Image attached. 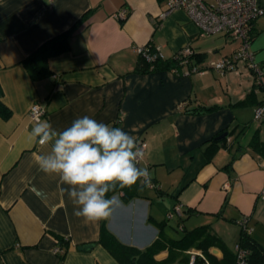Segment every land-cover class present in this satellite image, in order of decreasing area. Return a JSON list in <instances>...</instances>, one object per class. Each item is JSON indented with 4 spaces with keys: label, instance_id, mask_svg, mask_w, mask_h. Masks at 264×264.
Segmentation results:
<instances>
[{
    "label": "crops",
    "instance_id": "1",
    "mask_svg": "<svg viewBox=\"0 0 264 264\" xmlns=\"http://www.w3.org/2000/svg\"><path fill=\"white\" fill-rule=\"evenodd\" d=\"M120 9L127 11L123 19ZM165 11V0H0V264H119L98 242L102 220L77 217L61 191L67 185L35 163L34 154L50 149L29 138L36 102L46 110L41 121L56 130L88 115L147 143L139 166L156 187L138 181L109 192L116 203L106 227L122 243L143 249L161 226L165 244L154 259L187 264L189 250L204 251L169 248V240L209 225L234 248L238 221L246 218L252 238L264 245V121L253 118L264 87L254 85L244 61L222 74L207 67L231 55L238 40L201 36L186 11ZM80 18L70 48L48 58L50 76L32 81L24 57ZM254 29L249 49L264 70V19L257 17ZM146 44L160 45L165 58L189 46L203 72L139 71L135 47ZM222 130L230 131L226 145L207 155L204 143ZM60 237L62 259L54 251ZM86 243L93 245L77 248ZM208 251L222 256L215 247Z\"/></svg>",
    "mask_w": 264,
    "mask_h": 264
},
{
    "label": "clouds",
    "instance_id": "2",
    "mask_svg": "<svg viewBox=\"0 0 264 264\" xmlns=\"http://www.w3.org/2000/svg\"><path fill=\"white\" fill-rule=\"evenodd\" d=\"M31 141L50 146L46 153L34 154L39 169L56 175L76 207L74 214L87 221L107 219L116 203L108 193L140 181L151 186V173L140 167L143 151L137 138L120 127L84 115L70 126L56 130L47 121H37L29 133Z\"/></svg>",
    "mask_w": 264,
    "mask_h": 264
},
{
    "label": "built area",
    "instance_id": "3",
    "mask_svg": "<svg viewBox=\"0 0 264 264\" xmlns=\"http://www.w3.org/2000/svg\"><path fill=\"white\" fill-rule=\"evenodd\" d=\"M166 11L164 15L176 10L183 9L186 11L190 20L197 26L199 35H213L225 33L232 39L238 40L237 48L229 56L220 57L208 62V68H212L219 73L226 70H233L237 67L238 61H244L247 67L254 73L255 80L258 83H264V70L254 60L253 53L250 51V32L253 22L260 15H264V0H165ZM118 18H125L127 11L120 9L116 13ZM136 53L142 55L147 61H153L158 58H165L161 52L160 45L149 47L142 45L135 47ZM194 51L191 47H184L177 52L178 62L181 68H173L176 72L184 74L201 73L203 69L192 63V55ZM179 108L185 107V102H181ZM28 115L34 122L41 121L46 115V110L39 102L33 103ZM254 120H264V98L255 107ZM229 137L227 138V140ZM138 146L143 153L146 148V142L141 140ZM151 188L156 187V184L151 180ZM259 198L264 201V189L259 193ZM179 206L175 207V211L179 213ZM172 212L168 214L172 216ZM247 219L243 218L238 221L239 226L247 227ZM234 250L237 253V264H250L245 256L246 250L241 248L237 243L234 245ZM54 251L63 253V249L57 246ZM189 260L187 264H209L208 259L199 250H189ZM197 258L200 260L198 261Z\"/></svg>",
    "mask_w": 264,
    "mask_h": 264
},
{
    "label": "trees",
    "instance_id": "4",
    "mask_svg": "<svg viewBox=\"0 0 264 264\" xmlns=\"http://www.w3.org/2000/svg\"><path fill=\"white\" fill-rule=\"evenodd\" d=\"M159 1L161 2L162 0ZM80 20L81 18L78 19L70 28L44 40L37 47H35V49L32 50L27 56L24 57V59L22 60V64L27 70L32 81H38L40 79L50 76L51 71L48 67V58L65 52L70 48L72 32L75 30ZM255 34L256 32L254 29L253 22L250 32V41L254 38ZM146 45H148L150 48L154 46L153 44ZM179 51L180 50L176 51L170 58H158L153 61H147L144 56L138 55V63L136 65V69L143 72L155 69L158 66L179 69L180 65L177 57V52ZM193 57L194 54L192 55V58ZM195 57L196 59H198V61L202 58V56L199 54H197V56L195 55ZM192 63L197 65L194 60H192ZM253 80L254 85L264 87V83H258L255 80V77L253 78ZM261 101L262 99L259 101V103ZM3 109L4 108L0 107L1 112H3ZM195 110H202V108H196ZM224 132H226V135L219 138V136ZM229 134L230 131L222 130L213 137H211L209 140H207L204 143L206 154H211L213 150L220 145H226ZM107 195L109 197L111 193H108ZM239 227V237L236 243L241 248L246 250V260L250 264H264V245L256 242L250 235V231H248L245 227ZM161 229L162 228L160 226L158 235L152 243H150L143 249H139L135 246L126 245L119 241L115 237V235L107 229L106 219H104L101 222L100 236L98 242L101 243L110 252V254L119 262V264H164L167 263V261L163 262L154 259V255L157 253L158 250L163 248L165 244L164 242H161V238H164L161 233ZM58 242L59 247L63 249V253H58L60 259H62L65 253L63 247L64 243L66 242V239L60 237L58 239ZM168 243L169 248H171L172 246L178 247L179 249L184 246L199 247L204 251L206 255L205 257L208 259L209 264H237V253L234 248L229 247L215 232L211 230V227L209 225H202L191 230H185L183 236L180 239L169 240ZM210 247H215L219 249L222 253L221 258H217L214 254L210 253L208 251Z\"/></svg>",
    "mask_w": 264,
    "mask_h": 264
},
{
    "label": "water",
    "instance_id": "5",
    "mask_svg": "<svg viewBox=\"0 0 264 264\" xmlns=\"http://www.w3.org/2000/svg\"><path fill=\"white\" fill-rule=\"evenodd\" d=\"M226 135V132H224V133H222L220 136H219V138H221V137H223V136H225ZM92 243H86V244H82V245H78V249L79 250H86V249H89V248H91L92 247Z\"/></svg>",
    "mask_w": 264,
    "mask_h": 264
},
{
    "label": "rangeland",
    "instance_id": "6",
    "mask_svg": "<svg viewBox=\"0 0 264 264\" xmlns=\"http://www.w3.org/2000/svg\"><path fill=\"white\" fill-rule=\"evenodd\" d=\"M259 17H261V20L264 19V15H260ZM211 60H212V59H211ZM211 60H209V61H211ZM209 61H208V62H209ZM240 61H241V60H240ZM240 61H238V62H240ZM241 62H242V61H241Z\"/></svg>",
    "mask_w": 264,
    "mask_h": 264
}]
</instances>
